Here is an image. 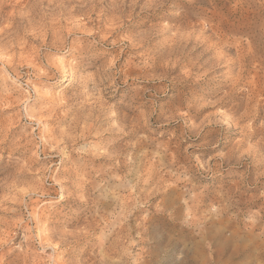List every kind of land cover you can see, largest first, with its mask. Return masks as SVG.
I'll return each instance as SVG.
<instances>
[{
	"label": "rangeland",
	"instance_id": "rangeland-1",
	"mask_svg": "<svg viewBox=\"0 0 264 264\" xmlns=\"http://www.w3.org/2000/svg\"><path fill=\"white\" fill-rule=\"evenodd\" d=\"M9 92L0 264H264V0H0Z\"/></svg>",
	"mask_w": 264,
	"mask_h": 264
},
{
	"label": "bare ground",
	"instance_id": "bare-ground-1",
	"mask_svg": "<svg viewBox=\"0 0 264 264\" xmlns=\"http://www.w3.org/2000/svg\"><path fill=\"white\" fill-rule=\"evenodd\" d=\"M57 18V17H56ZM64 28V27H63ZM39 32V31H38ZM55 36V35H54ZM107 38V37H106ZM54 42V41H53ZM141 45V44H140ZM31 60V59H30ZM32 63V62H31ZM174 66V65H173ZM9 68V67H8ZM34 71H35V69H33ZM7 72H8V69H7ZM9 72H12V71H9ZM14 72V71H13ZM44 72V71H43ZM41 74V73H40ZM43 74H45V73H43ZM46 75V74H45ZM47 76V75H46ZM45 77V76H44ZM10 93V92H9ZM3 96V95H2ZM1 99V98H0ZM16 101V96L15 95H13V94H6V96L0 101V103H7V104H9V102H15ZM239 103V102H238ZM8 107V106H7ZM102 108V107H101ZM51 109V108H50ZM49 110V109H48ZM50 112V111H49ZM42 113V111H40V113H39V116H40V114ZM44 114V113H43ZM113 114V113H112ZM29 115H31L30 117H32L33 119L32 120H36L35 118H37V121H39V116L38 117H36L37 115L35 114V112H29ZM247 115V114H246ZM98 120H99V118H98ZM89 123V122H88ZM39 125V124H38ZM259 126V125H258ZM121 129V128H120ZM119 129V130H120ZM7 131H9V130H7ZM136 131V130H135ZM6 137V136H5ZM4 137V138H5ZM69 137V136H68ZM4 140V139H3ZM35 140V139H34ZM33 140V141H34ZM29 141V140H28ZM57 141V140H56ZM96 145V144H95ZM54 147V146H53ZM90 151V150H89ZM88 151V152H89ZM91 152V151H90ZM148 152V151H147ZM63 153V152H62ZM117 153V152H116ZM100 155V154H99ZM245 155V154H244ZM69 156V155H68ZM145 160V159H144ZM127 164V163H126ZM162 164H163V162H162ZM261 164V163H260ZM160 181V180H159ZM135 186V185H134ZM139 194V193H138ZM132 195V194H131ZM219 201V200H218ZM228 201V200H227ZM234 202V201H233ZM129 204H131V203H129ZM217 205V204H216ZM126 208V207H125ZM92 228V227H91ZM81 231V230H80ZM66 232V231H65ZM86 232V231H85ZM70 233V232H69ZM105 255V254H104ZM107 256V255H106ZM108 257V256H107ZM103 262V261H102Z\"/></svg>",
	"mask_w": 264,
	"mask_h": 264
}]
</instances>
